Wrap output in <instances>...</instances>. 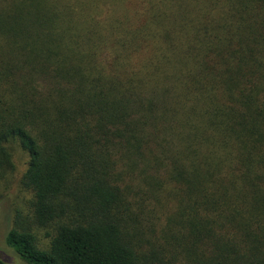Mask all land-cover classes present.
I'll return each mask as SVG.
<instances>
[{"label":"trees","instance_id":"16d2710c","mask_svg":"<svg viewBox=\"0 0 264 264\" xmlns=\"http://www.w3.org/2000/svg\"><path fill=\"white\" fill-rule=\"evenodd\" d=\"M16 150L20 264H264V0H0Z\"/></svg>","mask_w":264,"mask_h":264},{"label":"rangeland","instance_id":"374dc122","mask_svg":"<svg viewBox=\"0 0 264 264\" xmlns=\"http://www.w3.org/2000/svg\"><path fill=\"white\" fill-rule=\"evenodd\" d=\"M25 163V155L21 151L16 150L14 154L15 171L9 175L6 184L1 183L0 190L2 192V198L0 200V251L2 249L5 251L3 239L9 227L11 226L14 212L16 209L24 208L23 202L28 199L27 194L24 193L19 186V180L21 179V175L25 169ZM5 255L7 264H20L14 260V258H12V255L9 252L5 251Z\"/></svg>","mask_w":264,"mask_h":264}]
</instances>
